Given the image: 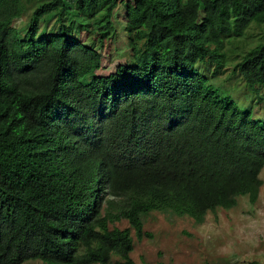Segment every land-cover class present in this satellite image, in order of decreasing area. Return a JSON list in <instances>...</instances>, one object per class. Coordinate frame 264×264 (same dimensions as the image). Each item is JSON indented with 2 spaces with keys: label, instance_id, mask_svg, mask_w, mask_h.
Segmentation results:
<instances>
[{
  "label": "trees",
  "instance_id": "16d2710c",
  "mask_svg": "<svg viewBox=\"0 0 264 264\" xmlns=\"http://www.w3.org/2000/svg\"><path fill=\"white\" fill-rule=\"evenodd\" d=\"M31 2L17 26L20 0H0V264H131L156 203L257 200L264 119L211 80L246 0ZM120 4L130 59L98 74ZM233 71L261 100L264 37Z\"/></svg>",
  "mask_w": 264,
  "mask_h": 264
},
{
  "label": "rangeland",
  "instance_id": "374dc122",
  "mask_svg": "<svg viewBox=\"0 0 264 264\" xmlns=\"http://www.w3.org/2000/svg\"><path fill=\"white\" fill-rule=\"evenodd\" d=\"M31 1L20 0L24 12L15 20L17 26L26 22L32 10ZM246 4L254 21L244 37L235 38L226 45L227 62L211 80L223 85L239 108H248L253 117L264 119V88L260 100L261 96H255L241 76L233 71V65L245 48L264 37V0H246ZM112 21L115 32L100 48L102 67L97 70L98 74H108L118 63L130 59L122 4L115 9ZM57 41L54 39L55 43ZM200 69L205 71V64H201ZM259 177L262 183L254 203H250L247 196H239L233 207L215 208L206 213L175 200L156 203V208L142 217L143 230L151 237L137 239L131 230V264H264V166ZM117 200H121L120 197ZM107 210V204H104L103 215ZM109 227H128V222L123 218L113 220ZM23 264L43 263L30 260Z\"/></svg>",
  "mask_w": 264,
  "mask_h": 264
}]
</instances>
